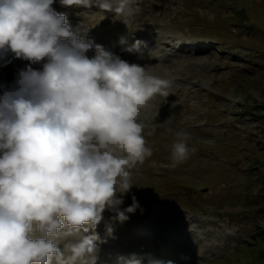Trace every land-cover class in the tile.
<instances>
[{"label": "clouds", "instance_id": "obj_1", "mask_svg": "<svg viewBox=\"0 0 264 264\" xmlns=\"http://www.w3.org/2000/svg\"><path fill=\"white\" fill-rule=\"evenodd\" d=\"M134 2L59 0L95 4L130 30L138 28L129 22ZM54 3L0 0V53L30 62L11 86L0 85V264H97L95 230L105 211L115 214L105 223L111 235L112 223L139 207L134 195L121 205L132 170L153 155L142 109L166 98L172 85L95 44L89 29L70 25ZM146 46L137 40L128 51ZM175 135L173 168L195 150L187 133Z\"/></svg>", "mask_w": 264, "mask_h": 264}, {"label": "rangeland", "instance_id": "obj_2", "mask_svg": "<svg viewBox=\"0 0 264 264\" xmlns=\"http://www.w3.org/2000/svg\"><path fill=\"white\" fill-rule=\"evenodd\" d=\"M132 7V21L146 23L139 52L158 47L159 59L141 66L172 85L142 109L153 155L132 170L121 208L133 195L139 207L120 230L141 221L158 229L172 249L165 264L178 263L180 246L192 250L201 229V252L186 264H264V110L254 108L264 106V0H135ZM156 28L161 37L151 34ZM177 132L195 150L173 168ZM114 215L105 211L104 223ZM186 215L197 234L181 227Z\"/></svg>", "mask_w": 264, "mask_h": 264}, {"label": "bare ground", "instance_id": "obj_3", "mask_svg": "<svg viewBox=\"0 0 264 264\" xmlns=\"http://www.w3.org/2000/svg\"><path fill=\"white\" fill-rule=\"evenodd\" d=\"M57 3H58V0H55V3L52 5L53 9H56ZM65 8H66V7H65ZM80 8H81V6H77V5H73V6H71L70 9L68 10V11H69V12H68L69 16H71V15H75V16H76V14H75L73 11L76 10V11L78 12V10H79ZM94 18L97 19V21L100 20V17H99V16L94 17ZM94 18H91L90 20L85 19V22H86V24L88 25L87 29H89L90 31H93V29H92V25H93L94 22L91 21V20L94 19ZM68 23H69V21H68ZM121 28H122L121 31L118 33L119 35H121L120 37H122V34L125 35V33L129 34V33H131V32H136L137 34H140V32H141V29H139V28H137L136 30H130L129 27H128L126 24L123 25V26H121ZM96 33H97V32H94V33L92 34V36L90 37L91 40H94ZM111 35H112V36H111V42H110V43L115 42V40H114V36H113V35H117V33H112ZM120 37H118V40L120 39ZM96 42H97V41H96ZM126 42H130V41L126 39ZM96 44H99V45L104 46V44H102L101 41H100V42H97ZM109 47H110V46H107L106 48H109ZM103 48L105 49V47H103ZM33 67H37V68H38L39 65H34ZM10 86H11V85H10ZM182 247H183V246H182ZM180 249H181V248H180ZM122 253H123V254H126L125 251H123ZM181 258H182V259H185V258H186V255L184 254ZM100 263L102 264L101 261H100ZM97 264H99V263H97ZM103 264H104V263H103Z\"/></svg>", "mask_w": 264, "mask_h": 264}, {"label": "trees", "instance_id": "obj_4", "mask_svg": "<svg viewBox=\"0 0 264 264\" xmlns=\"http://www.w3.org/2000/svg\"><path fill=\"white\" fill-rule=\"evenodd\" d=\"M255 109H256V110H264V106H261V105H260V106H257V105H256Z\"/></svg>", "mask_w": 264, "mask_h": 264}]
</instances>
